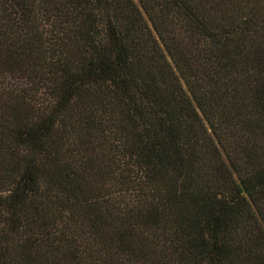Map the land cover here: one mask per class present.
<instances>
[{"label":"trees","instance_id":"trees-1","mask_svg":"<svg viewBox=\"0 0 264 264\" xmlns=\"http://www.w3.org/2000/svg\"><path fill=\"white\" fill-rule=\"evenodd\" d=\"M0 264H264V0H0Z\"/></svg>","mask_w":264,"mask_h":264}]
</instances>
